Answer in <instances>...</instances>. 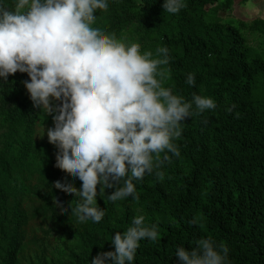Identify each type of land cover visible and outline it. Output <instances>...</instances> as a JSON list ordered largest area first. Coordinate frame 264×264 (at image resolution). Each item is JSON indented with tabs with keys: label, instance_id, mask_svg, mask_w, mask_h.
Wrapping results in <instances>:
<instances>
[{
	"label": "trees",
	"instance_id": "trees-1",
	"mask_svg": "<svg viewBox=\"0 0 264 264\" xmlns=\"http://www.w3.org/2000/svg\"><path fill=\"white\" fill-rule=\"evenodd\" d=\"M248 1L185 0L171 14L163 0H110L97 12L96 23L118 39L142 51L169 49L164 85L174 94L216 103L203 113L193 106L175 141L180 156L136 182L137 200L97 196L107 209L99 223L80 222L69 207L78 197L52 188L65 176L77 188L81 182L54 167L57 149L39 136L52 118L33 108L21 83L27 74L0 84V264H88L114 251L111 236L141 214L159 235L140 241L133 264H177L176 247L204 238L226 245L230 264H264V18L236 14Z\"/></svg>",
	"mask_w": 264,
	"mask_h": 264
},
{
	"label": "clouds",
	"instance_id": "clouds-1",
	"mask_svg": "<svg viewBox=\"0 0 264 264\" xmlns=\"http://www.w3.org/2000/svg\"><path fill=\"white\" fill-rule=\"evenodd\" d=\"M109 4L12 0L9 6L0 0V84L16 72L26 73L21 83L33 108L51 115L53 126L46 134L57 149L54 167L81 182L77 188L65 176L52 188L78 197L76 207L72 202L69 207L80 222L99 223L106 216L98 195L110 202L137 200L136 182L180 156L175 141L193 106L196 113L216 108L209 96L193 94L188 101L164 85L170 61L166 46L142 51L139 43H126L97 24V12ZM185 7V0L162 4L171 14ZM185 82L194 85L195 74L188 73ZM106 189L114 191L106 195ZM53 200L63 207V201ZM158 235L157 223H147L143 214L133 216L126 230L111 236L114 251L98 252L88 264H133L140 241H155ZM228 253L226 245L204 238L195 246L176 247L174 256L177 264H230Z\"/></svg>",
	"mask_w": 264,
	"mask_h": 264
},
{
	"label": "rangeland",
	"instance_id": "rangeland-1",
	"mask_svg": "<svg viewBox=\"0 0 264 264\" xmlns=\"http://www.w3.org/2000/svg\"><path fill=\"white\" fill-rule=\"evenodd\" d=\"M236 14L241 17V18H250L253 16H258L261 18H264V0H250L248 2H246L245 4H242L238 7ZM226 20H233L234 22H236V19L234 17H226ZM259 42H260V38H258ZM261 44L263 45V41L261 40ZM53 124H50L45 128V133H44V128H42L39 131V136L41 137V139L43 138H47V134H46V129L48 127H52ZM44 133V135H43Z\"/></svg>",
	"mask_w": 264,
	"mask_h": 264
}]
</instances>
